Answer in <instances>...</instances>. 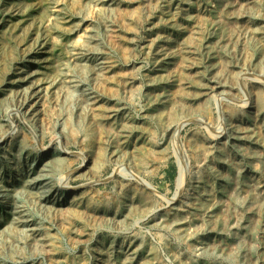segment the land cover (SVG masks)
Listing matches in <instances>:
<instances>
[{"label": "rangeland", "instance_id": "rangeland-1", "mask_svg": "<svg viewBox=\"0 0 264 264\" xmlns=\"http://www.w3.org/2000/svg\"><path fill=\"white\" fill-rule=\"evenodd\" d=\"M262 38L264 0H0V264H264Z\"/></svg>", "mask_w": 264, "mask_h": 264}, {"label": "bare ground", "instance_id": "bare-ground-1", "mask_svg": "<svg viewBox=\"0 0 264 264\" xmlns=\"http://www.w3.org/2000/svg\"><path fill=\"white\" fill-rule=\"evenodd\" d=\"M111 1H113V0H111ZM189 1H190V0H189ZM204 1H205V0H204ZM229 1H230V0H229ZM178 2H179V1H178ZM197 2H198V1H197ZM245 2H246V1H245ZM109 3H110V2H109ZM195 3H196V2H195ZM219 3H220V2H219ZM251 3H252V2H251ZM253 3H254V2H253ZM177 4H178V3H177ZM191 4H192V3H191ZM220 4H221V3H220ZM247 4H248V3H247ZM249 4H250V3H249ZM254 4H255V3H254ZM204 5H205V4H204ZM108 6H109V5H108ZM116 6H117V5H116ZM198 6H199V5H198ZM109 7H110V6H109ZM174 7H176V6H174ZM178 7H179V6H178ZM180 7H181V6H180ZM199 7H200V6H199ZM225 7H226V6H225ZM186 8H187V7H186ZM227 8H228V7H227ZM233 8H235V7H233ZM110 9H112V8H110ZM176 9H177V7H176ZM203 9H204V8H203ZM215 9H216V8H215ZM224 9H225V8H224ZM235 9H236V8H235ZM11 10H12V9H11ZM108 10H109V9H108ZM174 10H175V9H174ZM216 10H217V9H216ZM229 10H230V8H229ZM230 11H231V10H230ZM169 12H170V11H169ZM174 12H175V11H174ZM176 12H177V11H176ZM187 12H188V10H187ZM235 12H236V11H235ZM2 13H3V12H2ZM8 13H9V11H8ZM172 13H173V12H172ZM196 13H197V12H196ZM204 13H205V12H204ZM204 13H203V14H204ZM230 13H231V12H230ZM3 15H5V14H3ZM11 15H12V14H11ZM188 15H190V13H189ZM218 15H219V14H218ZM230 15H231V14H230ZM2 17H3V16H2ZM218 17H219V16H218ZM227 17H228V16H227ZM229 17H230V16H229ZM188 18H189V17H188ZM238 18H239V17H238ZM175 19H176V18H175ZM200 19H201V18H200ZM200 19H199V20H200ZM209 19H211L210 16H209ZM201 20H202V19H201ZM215 20H216V18H215ZM229 20H230V19H229ZM204 21H205V20H204ZM212 21H214V20H212ZM216 21H217V20H216ZM177 22H178V21H177ZM198 22H201V21H198ZM208 22H209V21H208ZM225 22H226V21H225ZM229 22H230V21H229ZM175 23H176V22H175ZM9 24H10V23H9ZM26 24H27V23H26ZM177 24H178V23H177ZM7 25H8V24H7ZM106 25H107V24H106ZM196 25H198V24L196 23ZM244 25H245V24H244ZM15 26H16V24H15ZM31 26H32V25H31ZM31 26H30V27H31ZM179 26H180V24H179ZM179 26H178V27H179ZM215 26H216V25H215ZM250 26H251V25H250ZM13 27H14V25H13ZM171 27H172V26H171ZM181 27H182V26H181ZM199 27H200V26H199ZM207 27H208V26H207ZM218 27H219V26H218ZM234 27H235V26H234ZM246 27L248 28V26H246ZM106 28H107V27H106ZM223 28H224V27H223ZM247 28H246V29H247ZM14 29H15V28H14ZM107 29H108V28H107ZM206 29H207V28H206ZM221 29H222V28H221ZM11 30H13V29H11ZM194 30H195V29H194ZM250 30H251V29H250ZM31 31H32V30H31ZM208 31H209V30H208ZM211 31H213V29H212ZM246 31H247V30H246ZM252 31H253V30H252ZM256 31H257V30H256ZM258 31H259V30H258ZM96 32H97V31H96ZM223 32H225V31H223ZM89 33H90V32H89ZM208 33H209V32H208ZM212 33H213V32H212ZM215 33H216V32H215ZM95 34H96V33H95ZM163 34H164V33H163ZM165 34H166V33H165ZM165 34H164V36H165ZM191 34H192V33H190V35H191ZM220 34H221V33H220ZM252 34H253V33H252ZM15 35H16V34H15ZM91 35H92V33H91ZM91 35H90V36H91ZM159 35H160V34H159ZM210 35H211V34H210ZM237 35H238V34H237ZM206 36H207V35H206ZM215 36H216V35H215ZM222 36H223V35H222ZM259 36H260V35H259ZM86 37H87V36H86ZM94 37H95V36H94ZM156 37H157V36H156ZM168 37H169V35H168ZM170 37H172V36H170ZM260 37H261V36H260ZM260 37H259V38H260ZM37 38H38V36H37ZM154 38H155V37H154ZM166 38H167V37H166ZM173 38H174V37H173ZM185 38H186V37H185ZM94 39H95V38H94ZM157 39H158V37H157ZM182 39H183V38H182ZM262 39H263V38H262ZM90 40H91V39H90ZM155 40H156V39H155ZM201 40H202V39H201ZM217 40H218V39H217ZM258 40H259V39H258ZM263 40H264V39H263ZM43 41H44V40H43ZM92 41H93V40H92ZM203 41H204V40H203ZM259 41H260V40H259ZM85 42H86V41H85ZM88 42H89V41H88ZM151 42H152V41H151ZM153 42H154V41H153ZM197 42H198V41H197ZM200 42H202V41H200ZM216 42H217V41H216ZM90 43H91V42H90ZM95 43H96V42H95ZM100 43H101V42H100ZM183 43H184V42H183ZM87 44H88V43H87ZM93 44H94V42H93ZM96 44H97V43H96ZM98 44H99V43H98ZM201 44H202V43H201ZM208 44H209V42H208ZM211 44H212V43H211ZM211 44H210V46L212 47ZM41 45H42V44H41ZM188 45H189V44H188ZM196 45H197V44H196ZM199 45H200V44H199ZM84 46L86 47L85 43H84ZM89 46H90V45H89ZM89 46H88V47H89ZM97 46H98V45H97ZM101 46H102V45H101ZM183 46H185V45H183ZM200 46H201V45H200ZM91 47H92V45H91ZM195 47H196V46H195ZM202 47H205V46L202 45ZM81 48H82V47H81ZM86 48H87V47H86ZM89 48H90V47H89ZM102 48H103V47H102ZM149 48H151V47H149ZM186 48H187V47H186ZM188 48H189V47H188ZM198 48H199V47H198ZM83 49H84V48H83ZM90 49H91V48H90ZM94 49H95V46H94ZM100 49H101V48H100ZM105 49H106V48H105ZM147 49H148V48H147ZM159 49H162V48L160 47ZM172 49H173V48H172ZM182 49H184V48H182ZM190 49H191V48H190ZM190 49H189V50H190ZM200 49H201V48H200ZM202 49H203V48H202ZM92 50H93V48H92ZM97 50H98V49H97ZM101 50H102V49H101ZM168 50H169V49H168ZM189 50H188V51H189ZM196 50H197V49H196ZM207 50H208V48H207ZM83 51H84V50H83ZM103 51H104V50H103ZM157 51H158V49H157ZM157 51H156V52H157ZM169 51H171V50H169ZM179 51H180V50H179ZM204 51H205V50H204ZM11 52H13V51H11ZM80 52H81V51H80ZM80 52H79V53H80ZM85 52H86V51H85ZM88 52H89V51H88ZM88 52H86V53H88ZM97 52H98V51H97ZM107 52H108V51H107ZM147 52H148V51H147ZM151 52H152V51H151ZM163 52H165V51H163ZM173 52H174V50H173ZM182 52H183V51H182ZM185 52H186V51H185ZM192 52H193V51H192ZM194 52H195V51H194ZM98 53H99V52H98ZM167 53H169V52H167ZM149 54H150V53H149ZM185 54H186V53H185ZM93 55H94V54H93ZM165 55H167V54L165 53ZM172 55H173V54H172ZM186 55H187V54H186ZM58 56H59V55H58ZM77 56H80V55L78 54ZM85 56H86V55H85ZM96 56H97V55H96ZM152 56H153V55H152ZM187 56H188V55H187ZM190 56H191V55H190ZM206 56H208V55H206ZM55 57H56V56H55ZM83 57H84V56H83ZM99 57H100V56H99ZM181 57H182V54H181ZM191 57H192V56H191ZM191 57H190V58H191ZM60 58H61V56H60ZM89 58H90V57H89ZM105 58H106V57H105ZM174 58H175V57H174ZM186 58H187V57H186ZM196 58H197V57H196ZM207 58H208V57H207ZM63 59H64V58H63ZM109 59H111V58H109ZM160 59H161V58H160ZM39 60H40V59H39ZM42 60H43V59H42ZM75 60H76V59H75ZM84 60H86V59H84ZM93 60H94V59H93ZM106 60H107V59H106ZM193 60H194V59H193ZM45 61H46V60H45ZM55 61H56V60H55ZM58 61H59V60H58ZM78 61H79V59H78ZM99 61H100V60H99ZM108 61H109V60H108ZM151 61H152V60H151ZM190 61H191V59H190ZM60 62H61V61H60ZM81 62H82V61H81ZM86 62H87V61H86ZM103 62H104V61H103ZM166 62H167V61H166ZM171 62H172V61H171ZM79 63H80V62H79ZM83 63H84V62H83ZM95 63H96V62H95ZM101 63H102V62H101ZM155 63H157V62H155ZM190 63H191V62H190ZM211 63H213V62H211ZM54 64H56V62H55ZM60 65H61V64H60ZM75 65H76V63H75ZM83 65H85V64H83ZM88 65H89V63H88ZM102 65H103V64H102ZM104 65H105V64H104ZM104 65H103V66H104ZM106 65H107V64H106ZM106 65H105V66H106ZM109 65H110V64H109ZM153 65H154V64H153ZM187 65H188V64H187ZM194 65H195V64H194ZM194 65H193V66H194ZM209 65H210V64H209ZM212 65H213V64H212ZM214 65H215V63H214ZM61 66H62V65H61ZM91 66H93V65H91ZM96 66H98V65H96ZM215 66H216V65H215ZM64 67H65V66H64ZM64 67H62V68H64ZM72 67H73V66H72ZM79 67H80V66H79ZM81 67H83V66H81ZM88 67H89V66H87L86 68H88ZM168 67H169V66H168ZM186 67H187V66H186ZM205 67H206V66H205ZM75 68H76V67H75ZM83 68H84V67H83ZM94 68H95V67H94ZM94 68H93V70H94ZM216 68H217V67H216ZM72 69H73V68H72ZM77 69H78V68H77ZM101 69H102V67H101ZM109 69H110V68H109ZM160 69H161V68H160ZM162 69H163V68H162ZM166 69H167V68H166ZM33 70H34V69H33ZM54 70H56V69H54ZM61 70H62V69H61ZM70 70H71V69H70ZM75 70H76V69H75ZM84 70H86V69L84 68ZM87 70H88V69H87ZM105 70H106V69H105ZM168 70H171V69H168ZM197 70H198V69H197ZM216 70H217V69H216ZM216 70H215V71H216ZM65 71H66V70H65ZM79 71L81 72V68H79ZM82 71H83V70H82ZM89 71H90V70H89ZM89 71H88V72H89ZM91 71H92V70H91ZM97 71H98V70H97ZM97 71H96V72H97ZM100 71H101V70H100ZM100 71H98V72H100ZM102 71H103V70H102ZM107 71H108V70H107ZM198 71H199V70H198ZM32 72H33V71H32ZM68 72H70V74H71L72 70L69 71V69H68ZM73 72H74V71H73ZM83 72H84V71H83ZM92 72H93V71H92ZM96 72H95V73H96ZM98 72H97V73H98ZM168 72H169V74H170V71H168ZM30 73H31V72H30ZM54 73H55V72H54ZM57 73H58V71H57ZM57 73H56L55 75H57ZM62 73H66V72H62ZM112 73H113V72H112ZM157 73H158V72H157ZM195 73H196V72H195ZM197 73H198V72H197ZM214 73H215V72H214ZM214 73H213V74H214ZM60 74H61V73H60ZM67 74H68V73H67ZM81 74H82V73H81ZM85 74H86V73H85ZM100 74H101V73H100ZM107 74H108V73H107ZM159 74H160V73H159ZM159 74H157V75H159ZM193 74H194V73H193ZM26 75H27V74H26ZM64 75H65V74H64ZM74 75H75V74H74ZM102 75H103V74H102ZM104 75H105V74H104ZM110 75H111V74H110ZM162 75H164V74L162 73ZM194 75H197V74H194ZM198 75H199V74H198ZM203 75H204V73H203ZM215 75H217V74H215ZM65 76H66V75H65ZM84 76H86V75H84ZM97 76H99V75L97 74ZM107 76H108V75H107ZM166 76H167V75H166ZM192 76H193V75H192ZM249 76H250V75H249ZM22 77H23V76H22ZM22 77H21V78H22ZM37 77H39V76H37ZM50 77H51V76H50ZM50 77H49V78H50ZM53 77H54V76H53ZM53 77H52V78H53ZM69 77H70V76H69ZM69 77H68V78H69ZM82 77H83V76H82ZM87 77H88V76H87ZM95 77H96V76H95ZM162 77H163V76H162ZM197 77H199V76H197ZM200 77H201V76H200ZM218 77H219V76H218ZM220 77H221V76H220ZM21 78H20V79H21ZM26 78H27V77H26ZM64 78H65V77H64ZM70 78H71V77H70ZM70 78H69V79H70ZM78 78H79V77H78ZM85 78H86V77H85ZM89 78H90V77H89ZM97 78H98V77H97ZM104 78H105V77H104ZM132 78H134V76H133ZM147 78H148V77H147ZM149 78H150V77H149ZM153 78H154V77H153ZM167 78H168V77H167ZM201 78H202V77H201ZM237 78H238V77H237ZM254 78H255V76H254ZM24 79H25V78H24ZM37 79H38V78H37ZM62 79H63V78H62ZM69 79H68V80H69ZM72 79H73V78H72ZM81 79H82V78H81ZM109 79H110V78H109ZM159 79H160V78H159ZM171 79H172V78H171ZM199 79H200V78H199ZM218 79H219V78H218ZM33 80H34V79H33ZM53 80H54V79H53ZM70 80H71V79H70ZM78 80H79V79H78ZM84 80H85V79H84ZM98 80H101V79L99 78ZM112 80H113V79H112ZM157 80H158V79H157ZM172 80H173V79H172ZM193 80H195V79H193ZM202 80H203V79H202ZM81 81H82V80H81ZM87 81H88V80H87ZM91 81H92V80H91ZM94 81H97V80L95 79ZM113 81L115 82V80H113ZM113 81H112V82H113ZM124 81H125V80H124ZM124 81L121 80V83L124 82ZM126 81H127V80H126ZM132 81H133V80H132ZM149 81H150V80H149ZM149 81H148V82H149ZM151 81H152V80H151ZM166 81H167V80H166ZM256 81H257V79H256ZM42 82H43V81H42ZM50 82H51V81H50ZM54 82H55V80H54ZM104 82H107V81H104ZM155 82H156V80H155ZM193 82H194V81H193ZM35 83H36V82H35ZM51 83H53V82H51ZM61 83L63 84V82H61ZM76 83H77V82H76ZM76 83H75V84H74V83H73V84L70 83L71 85H70V86L68 85V86L70 87L69 92H68V95L70 94V91L73 92L72 89L76 88L77 85L79 84V82L77 83V85H76ZM94 83H95V82H94ZM102 83H103V82L101 81V85H102ZM119 83H120V82H119ZM171 83H172V82H171ZM213 83H214V82H213ZM218 83H219V82H218ZM220 83H221V82H220ZM31 84H32V83H31ZM49 84H50V83H49ZM62 84H61V85H62ZM91 84H92V83H91ZM125 84H126V82H125ZM125 84L123 83V85H125ZM146 84H147V83H146ZM154 84H156V83H154ZM193 84H194V83H193ZM197 84H198V83H197ZM252 84H253V83H252ZM27 85H28V84H27ZM33 85H34V84H33ZM58 85H59V84H58ZM93 85H94V84H93ZM96 85H97V84H96ZM108 85H109V84H108ZM148 85H149V83H148ZM201 85H202V83H201ZM203 85H204V84H203ZM209 85H210V84H209ZM214 85H215V84H214ZM214 85H213V86H214ZM24 86H25V85H24ZM49 86H50V85H49ZM59 86H60V85H59ZM62 86H64V85H62ZM68 86H67V87H68ZM120 86H121V85H120ZM133 86H134V85H133ZM185 86H186V85H185ZM185 86H184V87H185ZM205 86H206V85H205ZM222 86H223V85H222ZM251 86H252V85H251ZM25 87H26V86H25ZM40 87H41V86H40ZM102 87H103V86H102ZM113 87H114V86H113ZM117 87H118V86H117ZM123 87H125V86H123ZM163 87H164V86H163ZM203 87H204V86H203ZM216 87H217V84H216ZM26 88H27V87H26ZM58 88H59V87H58ZM92 88H94V86H93ZM96 88H97V87H96ZM110 88H111V87H110ZM156 88H157V87H156ZM165 88H166V87H165ZM260 88H263V87H260ZM260 88H259V87H256V88H255V92H254V94H253V109H254V113H253V114H254L255 116H256V115L260 116V115L262 114V112L264 111V98H263V93H262L263 90H261ZM18 89L20 90V88H18ZM29 89H30V88H29ZM36 89H37V88H36ZM46 89H47V88H46ZM103 89H105V87H104ZM107 89H108V87H107ZM162 89H163V88H162ZM222 89H223V88H222ZM26 90H28V89H26ZM53 90H54V89H53ZM53 90H52V91H53ZM59 90H61V89H59ZM75 90H76V89H75ZM75 90H74V91H75ZM192 90H193V89H192ZM55 91H56V92L58 91L57 88H56ZM55 91H54V92H55ZM86 91H87V90H86ZM129 91H130V90H129ZM198 91H199V90H198ZM45 92H46V91H45ZM56 92H55V93H56ZM65 92H66V91H65ZM75 92H76V91H75ZM79 92H80V91H79ZM107 92H108V91H107ZM131 92H132V91H131ZM154 92H155V91H154ZM159 92H160V91H159ZM166 92H167V91H166ZM220 92H221V91H220ZM24 93H25V90H24ZM29 93H30V92H29ZM33 93H34V91H33ZM48 93H50V92H48ZM55 93H54V94H55ZM77 93H78V91L76 92V94H77ZM100 93H101V92H100ZM151 93H152V92H151ZM167 93H168V92H167ZM194 93H195V92H194ZM199 93H200V92H199ZM21 94H22V93H21ZM41 94H42V93H41ZM59 94H60V92H59ZM66 94H67V93H66ZM78 94H79V93H78ZM83 94H84V93H83ZM103 94H104V93H103ZM31 95H32V94H31ZM33 95H34V94H33ZM46 95H48V94H46ZM63 95H64V94H63ZM80 95H81V94H80ZM91 95H92V94H91ZM152 95H153V94H152ZM154 95H155V94H154ZM159 95H160V94H159ZM195 95H196V93L194 94V96H195ZM198 95H201V94H198ZM224 95H225V94H224ZM15 96H16V94H15ZM23 96H24V95H23ZM23 96H22V97H23ZM25 96H26V95H25ZM29 96H30V95H29ZM54 96H55V95H54ZM61 96H62V95H61ZM66 96H67V95H66ZM77 96H78V95H77ZM95 96H96V95H95ZM103 96H104V95H103ZM110 96H111V95H110ZM214 96H215V95H214ZM20 97H21V96H20ZM22 97H21V98H22ZM64 97H65V96H64ZM82 97H83V96H82ZM89 97H91V96H89ZM98 97H99V96H98ZM157 97H158V96H157ZM219 97H220V96H219ZM228 97H229V96H228ZM53 98H55V97H53ZM68 98H69V97H68ZM84 98H85V97H84ZM181 98H182V97H181ZM194 98H195V97H194ZM203 98H204V97H203ZM18 99H20V98L18 97ZM25 99H26V98H25ZM50 99H51V98H50ZM57 99H58V98H57ZM57 99H56L55 101H57ZM63 99L65 100V98H63ZM71 99H72V98H71ZM81 99H83V98H81ZM88 99H89V98H88ZM94 99H95V98H94ZM109 99H110V98H109ZM112 99H114V98H112ZM158 99H159V98H158ZM163 99H164V98H163ZM227 99H228V98H227ZM238 99H239V98H238ZM58 100H59V99H58ZM83 100H84V99H83ZM96 100H97V99H96ZM116 100H117V99H116ZM150 100L152 101V99H150ZM164 100H165V99H164ZM164 100H163V101H164ZM177 100H178V98H177ZM185 100H186V99H185ZM206 100H207V98H206ZM17 101H18V100H17ZM59 101H60V100H59ZM105 101H107V100L105 99ZM105 101H104V102H105ZM157 101H158V100H157ZM161 101H162V100H161ZM39 102H40V101H39ZM50 102H51V101H50ZM57 102H58V101H57ZM69 102H70V101H69ZM80 102H81V101H80ZM82 102H83V101H82ZM86 102H87V101H86ZM90 102H91V101H90ZM113 102H114V101H113ZM118 102H119V101H118ZM178 102H179V101H178ZM24 103H25V100H24V102L22 101V104H24ZM74 103H75V102H74ZM83 103H84V102H83ZM88 103H89V102H88ZM101 103H103V102H101ZM22 104H21V105H22ZM52 104H53V103H52ZM54 104H56V103H54ZM104 104H105V103H104ZM116 104H117V103H116ZM171 104H172V103H171ZM30 105H33V104H30ZM62 105H63V104H62ZM67 105H70V104H67ZM73 105H74V104H73ZM83 105H84V104H83ZM87 105H88V104H86V106H87ZM92 105H93V104H92ZM92 105H91V106H92ZM101 105H102V104H101ZM174 105H175V104H174ZM174 105H173V106H174ZM176 105H177V104H176ZM58 106H59V105H58ZM81 106H82V105H81ZM88 106H89V105H88ZM121 106H122V105H121ZM171 106H172V105H171ZM173 106H172V107H173ZM177 106H179V104H178ZM243 106H244V105H243ZM24 107H25V106H24ZM72 107H73V106H72ZM89 107H90V106H89ZM89 107H88V108H89ZM102 107H103V106H102ZM110 107H111V106H110ZM83 108H84V106H83ZM90 108H91V107H90ZM94 108H96V107L94 106L91 110H94ZM98 108H99V107H98ZM106 108H107V107H106ZM108 108H109V107H108ZM114 108H115V107H114ZM163 108H164V107H163ZM174 108H178V107H174ZM27 109H28V108H27ZM60 109H61V108H60ZM72 109H73V108H72ZM86 109H87V108H86ZM101 109H102V108H101ZM160 109H162V108H160ZM160 109H159V110H160ZM172 109H173V108H172ZM25 110H26V109H25ZM99 110H100V108H99ZM118 110H119V109H118ZM179 110H180V108H179ZM181 110H182V108H181ZM224 110H225V109H224ZM226 110H227V109H226ZM233 110H234V109H233ZM242 110H243V109H242ZM69 111H71V110L69 109ZM102 111H103V110H102ZM165 111H166V110H165ZM169 111H171V110H169ZM230 111H231V110H230ZM240 111H241V110H240ZM243 111H244V110H243ZM245 111H246V110H245ZM71 112H72V111H71ZM157 112H158V111H157ZM159 112H160V111H159ZM190 112H191V111H190ZM228 112H229V111H228ZM33 113H34V112H33ZM82 113H83V112H82ZM99 113H101V111H100ZM161 113H162V112H161ZM168 113H169V112H168ZM168 113H167V114H168ZM170 113H172V112H170ZM175 113H176V112H175ZM175 113H174V114H175ZM191 113H192V112H191ZM242 113H243V112H242ZM35 114H36V113H35ZM71 114H72V113H71ZM85 114H86V113H85ZM125 114H126V113H125ZM158 114H159V113H158ZM33 115H34V114H33ZM79 115H80V114H79ZM92 115H93V114H92ZM94 115H95V114H94ZM99 115H100V114H99ZM99 115H98V116H99ZM106 115H108V114H106ZM147 115H148V114H147ZM183 115H184V114H183ZM28 116H29V115H28ZM60 116H61V115H60ZM67 116H68V115H67ZM67 116H66V117H67ZM73 116H74V115H73ZM80 116H81V115H80ZM103 116H104V115H103ZM119 116H120V115H119ZM123 116H124V115H123ZM148 116H149V115H148ZM158 116H159V115H158ZM161 116H162V115H161ZM161 116H160V118H161ZM171 116H172V115H171ZM245 116H246V115H245ZM82 117H83V116H82ZM82 117H81V118H82ZM88 117H90V115H89ZM92 117H93V116H92ZM96 117H97V113H96ZM104 117H105V116H104ZM126 117H127V116H126ZM129 117H130V116H129ZM154 117H155V116H154ZM169 117H170V115H169ZM253 117H254V116H253ZM32 118H33V117H32ZM93 118H94V117H93ZM98 118H99V117H98ZM115 118H116V117H115ZM149 118H150V117H149ZM185 118H186V117H185ZM228 118H229V117H228ZM66 119H67V118H66ZM76 119H77V118H76ZM78 119L80 120V118H78ZM78 119H77V120H78ZM82 119H83V118H82ZM86 119H87V117H86ZM125 119H127V118H125ZM168 119H169V118H168ZM186 119H187V118H186ZM186 119H184V120H186ZM33 120H34V119H33ZM70 120H71V119H70ZM73 120H74V119H73ZM77 120H76V121H77ZM92 120H95V118L92 119ZM92 120H91V121H92ZM96 120H97V119H96ZM98 120H99V119H98ZM172 120H173V119H172ZM255 120H256V119H255ZM66 121H67V120H66ZM86 121H87V120H86ZM89 121H90V120H89ZM89 121H88V122H89ZM101 121H102V120H101ZM104 121H106V120H104ZM104 121H102V122H104ZM157 121H158V120H157ZM180 121H181V120H180ZM63 122H64V121H63ZM68 122H69V121H68ZM68 122H67V123H68ZM71 122H72V121H71ZM83 122H84V121H83ZM94 122H95V121H94ZM99 122H100V120H99ZM99 122H98V123H99ZM112 122H114V121H112ZM112 122H111V123H112ZM125 122H126V121H125ZM127 122H129V121H127ZM127 122H126V123H127ZM169 122H170V121H169ZM178 122H179V119H178ZM231 122H232V121H231ZM67 123H65V124H67ZM120 123H121V122H120ZM229 123H230V122H229ZM251 123H252V122H251ZM68 124H69V123H68ZM78 124H79V123H78ZM96 124H97V123H96ZM102 124H103V123H102ZM121 124H124V123H121ZM128 124H129V123H128ZM132 124H133V123H132ZM159 124H160V123H159ZM236 124H237V122H236ZM70 125H71V124H70ZM93 125H94V124H93ZM171 125H172V124H171ZM178 125H179V124H178ZM248 125H249V124H248ZM65 126H66V125H65ZM68 126H69V125H68ZM73 126H74V124H73ZM77 126H79V125H77ZM96 126H97V125H96ZM103 126H104V125H103ZM111 126H112V125H111ZM115 126H116V125H115ZM115 126H114V127H115ZM123 126H125V125H123ZM129 126H130V125H129ZM134 126H135V125H134ZM134 126H133V127H134ZM167 126H168V125H167ZM167 126H166V127H167ZM230 126H231V124H230ZM69 127H70V126H69ZM82 127H83V126H82ZM82 127H81V128H82ZM92 127H93V126H92ZM169 127H170V126H169ZM228 127H229V126H228ZM236 127H238V126H236ZM242 127H243V126H242ZM261 127H262V126H261ZM73 128H74V127H73ZM116 128H117V127H116ZM121 128H122V127H121ZM121 128H120V129H121ZM134 128H135V127H134ZM249 128H250V127H249ZM76 129H77V128H76ZM83 129H84V128H83ZM124 129H125V128H124ZM137 129H138V127H137ZM243 129H244V128H243ZM263 129H264V126H263ZM129 130H130V129H128L127 131H129ZM236 130H237V129H236ZM238 131H239V130H238ZM252 131H253V130H252ZM89 132H90V131H89ZM91 132H92V131H91ZM121 132H122V131H121ZM216 132H217V131H216ZM222 132H224V131H222ZM240 132H241V131H240ZM219 133H220V132H219ZM252 134H253V132H252ZM128 135H129V134H127V136H128ZM140 135H141V134H140ZM140 135H138V136H140ZM221 135H222V134H221ZM230 135H231V134H230ZM242 135H243V134H242ZM242 135H241V137H242ZM125 136H126V135H125ZM145 136H146V135H145ZM236 136H237V135H236ZM236 136H235V137H236ZM243 136H245V135H243ZM251 136H252V135H251ZM119 137H120V136H119ZM226 137H227V136H226ZM233 137H234V135H233ZM241 137H240V138H241ZM247 137H248V136H247ZM248 138H249V137H248ZM255 138H256V137H255ZM121 139H122V138H121ZM126 139H127V138H126ZM215 139H216V138H215ZM249 139H250V138H249ZM251 139H252V138H251ZM194 140H196V139H194ZM254 140H256V139H254ZM257 140H258V138H257ZM118 141H119V140H118ZM124 142H125V141H124ZM151 142H152V141H151ZM213 142H214V141H213ZM224 142H225V141H224ZM117 143H118V142H117ZM117 143H116V144H117ZM120 143H122V142H120ZM132 143H133V142H132ZM204 143H205V142H204ZM208 143H209V142H208ZM228 143H229V142H228ZM25 144H27V143L25 142ZM197 144H198V143H197ZM225 144H226V142H225ZM258 144H260V143L258 142ZM261 144H262V143H261ZM118 145H120V144H118ZM205 145H207V144H204L203 146H205ZM208 145H209V144H208ZM217 145H218V144H217ZM219 145H220V144H219ZM237 145H238V144H237ZM137 146H138V145H137ZM201 146H202V144H201ZM213 146H214V145H213ZM241 146H242V145H241ZM249 146H250V145H249ZM22 147H23V146H22ZM28 147H30V146H28ZM148 147H149V146H148ZM211 147H212V146H211ZM220 147H221V146H220ZM243 147H244V146H243ZM121 148H122V147H121ZM132 148H133V147H132ZM202 148H203V147H202ZM206 148H207V147H206ZM214 148H215V146H214ZM238 148H239V147H238ZM125 149H127V148H125ZM216 149H217V148H216ZM221 149H222V148H221ZM241 149H242V147H241ZM255 149H256V147H255ZM204 150H205V149H204ZM204 150H203V151H204ZM208 150H212V149L210 148V149H208ZM111 151H112V150H111ZM113 151H114V149H113ZM126 151H127V150H126ZM191 151H193V150H191ZM203 151H202V153H204ZM214 151H215V150H214ZM250 151H251V150H250ZM250 151H249V152H250ZM257 151H258V150H257ZM257 151H256V152H257ZM122 152H123V151H122ZM205 152H206V151H205ZM228 152H229V151H228ZM249 152H248V153H249ZM263 152H264V150H263ZM193 153H194V152H193ZM195 153H196V152H195ZM232 153H233V152H232ZM239 153H240V152H239ZM252 153H254V152L252 151ZM260 153H261V152H260ZM19 154H20V153H19ZM120 154H121V153H120ZM126 154H127V153H126ZM209 154H210V151H209ZM234 154H235V153H234ZM257 154H258V153H257ZM3 155H4V154H3ZM192 155H194V154H192ZM199 155H200V154H199ZM252 155H253V154H252ZM128 156H129V155H128ZM139 156H140V155H139ZM197 156H198V155H197ZM202 156H203V155H202ZM246 156H247V155H246ZM261 156H262V155H261ZM3 157H4V156H3ZM114 157H115V156H114ZM199 157H200V156H199ZM213 157H215V156L213 155ZM234 157H235V156H234ZM238 157H239V156H238ZM251 157H252V156H251ZM55 158H56V157H55ZM125 158H126V157H125ZM125 158H124V159H125ZM138 158H139V157H138ZM143 158H144V157H143ZM203 158H204V157H203ZM239 158H240V157H239ZM245 158H246V157H245ZM17 159H19V158H17ZM50 159H51V157H50ZM58 159H59V158H58ZM62 159H63V158H62ZM62 159H61V160H62ZM128 159H129V158H128ZM205 159H206V157H205ZM219 159H220V158H219ZM223 159H225V157H224ZM228 159H230V158L228 157ZM228 159H227V160H228ZM235 159H236V158H235ZM131 160H132V159H131ZM142 160H144V159H142ZM225 160H226V159H225ZM232 160H233V159H232ZM56 161H57V160H56ZM248 161H249V160H248ZM250 161H251V160H250ZM260 161H261V160H260ZM57 162H59V161H57ZM122 162H123V161H122ZM137 162H138V161H137ZM230 162H231V161H230ZM235 162H237V161L235 160ZM238 162H239V161H238ZM238 162H237V163H238ZM50 163H51V162H50ZM54 163H55V162H54ZM126 163H128V162H126ZM129 163H130V162H129ZM242 163H243V162H242ZM244 163H245V160H244ZM42 164H44V163H42ZM55 164H56V163H55ZM57 164H58V163H57ZM57 164H56V165H57ZM60 164H62V163H60ZM50 165H51V164H50ZM233 165H234V164H233ZM253 165H254V164H253ZM19 166H20V165H19ZM40 166H42V165H40ZM45 166H48V165H45ZM52 166H53V165H52ZM54 166H55V165H54ZM54 166H53V167H54ZM57 166H58V165H57ZM256 166H258V165L256 164ZM236 167H237V166H236ZM236 167H235V168H236ZM238 167H239V166H238ZM226 168H227V167H226ZM244 168H245V167H244ZM244 168H242V170H243ZM256 168H257V167H256ZM263 168H264V167H263ZM42 169H43V168H42ZM48 170H49V169H48ZM238 170H239V169H237V171H238ZM40 171H41V169H40ZM52 171H53V169H52ZM263 171H264V170H263ZM256 172H257V171H256ZM260 172H261V171H260ZM37 173H38V172H37ZM49 173H50V172H49ZM49 173H48V174H49ZM40 174H41V173H40ZM40 174H39V175H40ZM237 174H238V173H237ZM261 174H262V173H261ZM27 175H28V173H27ZM46 175H47V174H46ZM242 175H243V174H242ZM41 176H43V174H42ZM50 176H51V175H50ZM52 176H54V175L52 174ZM237 176H238V175H237ZM237 176H236V177H237ZM253 176H254V175H253ZM35 177H36V176H35ZM36 178L39 179L38 177H36ZM42 178H43V177H42ZM54 178H55V177H54ZM28 179H30V178H28ZM31 179H32V178H31ZM63 179H64V178H63ZM32 180H33V179H32ZM32 180H31V181H32ZM34 180H35V179H34ZM34 180H33V181H34ZM244 180H245V179H244ZM251 180H252V178H251ZM48 181H49V180H48ZM53 181H54V180H53ZM63 181H64V180H63ZM228 181H229V180H228ZM27 182H28V181H27ZM44 182H46V181H44ZM243 182H244V181H243ZM249 182H250V181H249ZM28 183H30V182H28ZM245 183H246V182H245ZM252 183H253V182H252ZM252 183H250V184H252ZM25 184H26V183H25ZM59 184H61V183H59ZM194 184H195V183H194ZM197 184H198V183H197ZM234 184H235V182H234ZM247 184H248V183H247ZM198 185H199V184H198ZM236 185H237V184H236ZM3 186H4V185H3ZM39 186H40V185H39ZM53 186H54V185H53ZM64 186H65V185H63V187H64ZM256 186H257V183H256ZM237 187H238V186H237ZM239 187H240V186H239ZM241 187H242V186H241ZM5 188H6V187H5ZM41 188H42V187H41ZM48 188H49V187H48ZM52 188H53V187H52ZM244 188H245V187H244ZM249 188H251V187H249ZM17 189H18V188H17ZM44 189H46V188H44ZM239 189H240V188H239ZM239 189H238V192H239ZM19 190H20V188H19ZM25 190H27V189H25ZM25 190H22V192L25 191ZM28 190H29V189H28ZM39 190H40V189H39ZM41 190H43V189H41ZM41 190H40V191H41ZM47 190H48V189H47ZM47 190H46V191H47ZM233 190H235V189H233ZM248 190H249V189H248ZM254 190H255V189H254ZM263 190H264V189H263ZM44 191H45V190H44ZM50 191H51V189H50ZM198 191H199V190H198ZM200 191H201V190H200ZM15 192H16V191H15ZM15 192H14V193H15ZM18 192H19V191H18ZM33 192H35V191H33ZM240 192H241V191H240ZM263 192H264V191H263ZM11 193H12V192H11ZM14 193H13V194H14ZM16 193H17V192H16ZM19 193H20V192H19ZM243 193H244V192H243ZM248 193H249V191H248ZM254 193H255V192H254ZM21 194H22V193H21ZM30 194H31V193H30ZM43 194H44V193H43ZM45 194H46V193H45ZM47 194H48V192H47ZM246 194H247V193H245L244 197L246 196ZM1 195H2V194H1ZM18 195H19V194H18ZM18 195H17V196H18ZM24 195H25V194H24ZM28 195H29V194H28ZM39 195H40V194H39ZM236 195H237V194H236ZM250 195H251V194H250ZM255 195H256V194H255ZM37 196H38V195H37ZM234 196H235V195H234ZM239 196H240V195H239ZM261 196H262V195H261ZM261 196H259V197H261ZM18 197H19V196H18ZM22 197H23V196H22ZM26 197H27V196H26ZM30 197H31V196H30ZM35 197H36V196H35ZM237 197H238V196H237ZM252 197H253V196H252ZM28 198H29V197H28ZM41 198H42V197H41ZM206 198H207V197H206ZM257 198H258V197H257ZM31 199H32V198H31ZM36 199H37V198H36ZM73 199H76V198L73 197ZM226 199H227V198H226ZM242 199H243V198H242ZM242 199H241V200H242ZM244 199H245V198H244ZM253 199H254V198H253ZM253 199H252V200H253ZM263 199H264V198H263ZM4 200H5V199H4ZM70 200H71V199H70ZM222 200H223V199H222ZM238 200H239V199H238ZM238 200H237V201H238ZM249 200H250V199H249ZM255 200H256V199H254L253 201L255 202ZM261 200H262V199H261ZM22 201H23V200H22ZM25 201H26V200H25ZM39 201H40V200H39ZM131 201H132V200H131ZM191 201H193V200H191ZM203 201H204V200H203ZM217 201H218V200H217ZM219 201H220V200H219ZM235 201H236V200H235ZM253 201H251V202H253ZM257 201H258V200H257ZM257 201H256V202H257ZM1 202H2V201H1ZM29 202H30V200H29ZM36 202H37V201H36ZM144 202H145V201H144ZM188 202H190V201H188ZM194 202H195V201H194ZM204 202H205V201H204ZM242 202H243V201H242ZM41 203H42V202H41ZM77 203H78V202H77ZM185 203H186V202H185ZM185 203H184V204H185ZM211 203H212V202H211ZM20 204H21V203H20ZM24 204H25V203H24ZM37 204H38V203H37ZM189 204H190V203H189ZM193 204H194V203H193ZM242 204H244V203H242ZM35 205H36V204H35ZM44 205H45V204H44ZM44 205H43V206H44ZM46 205H47V204H46ZM48 205H49V204H48ZM137 205H138V204H137ZM139 205H140V203H139ZM204 205H205V204H204ZM234 205H235V204H234ZM238 205H239V204H238ZM252 205H253V204H252ZM252 205L250 204V206H252ZM254 205H255V204H254ZM38 206H39V205H38ZM130 206H131V205H130ZM187 206H188V205H187ZM193 206H195V205H193ZM200 206L202 207L203 205H200ZM209 206H210V205H209ZM211 206H212V205H211ZM242 206H243V205H242ZM242 206H241V207H242ZM39 207H40V206H39ZM149 207H151V205H150ZM149 207H148V208H149ZM174 207H176V206H174ZM179 207H180V206H179ZM195 207H196V206H195ZM252 207H253V206H252ZM24 208H25V207H24ZM41 208H42V207H41ZM55 208H56V210L58 209L57 207H55ZM139 208L141 209V206H140ZM144 208H145V207H144ZM176 208H177V207H176ZM183 208H184V207H183ZM185 208H186V207H185ZM204 208H205V207H204ZM208 208H210V207H208ZM221 208H222V207H221ZM246 208H247V207H246ZM13 209H14V208H13ZM26 209H27V208H26ZM47 209H48V208H47ZM50 209H52V207H51ZM135 209H136V208H135ZM146 209H147V208H146ZM178 209H179V208H178ZM187 209H188V208H187ZM206 209H207V208H206ZM249 209H250V207H249ZM263 209H264V208H263ZM14 210H15V209H14ZM45 210H46V208H45ZM45 210H44V211H45ZM151 210H152V209H151ZM183 210H184V209H183ZM189 210H190V209H189ZM17 211H18V215H19V216H18V218L16 217V218H17V219H16L17 221H15L16 226H18V227H19V225L26 226V225H27V222H28V219L25 218V215L23 214L24 211H23L20 207H18V206H17ZM27 211H28V210H27ZM136 211H137V210H136ZM148 211H149V210H148ZM167 211H168V210H167ZM169 211H170V210H169ZM243 211H244V209H243ZM140 212H141V211H140ZM146 212H147V211H146ZM171 212H172V211H171ZM185 212H186V211H185ZM194 212H195V211H194ZM144 213H145V211H144ZM195 213H196V212H195ZM16 216H17V215H16ZM163 216H164V215H163ZM186 216H187V215H186ZM186 216L184 215V217H186ZM247 216H248V214H247ZM14 217H15V216H14ZM176 217H177V216H176ZM189 217H190V216H189ZM161 218H162V217H161ZM161 218H160V219H161ZM194 218H195V217H194ZM242 218H244V217H242ZM160 219H159V220H160ZM174 219H175V218H174ZM174 219H173V220H174ZM177 219H178V218H177ZM189 219H190V218H189ZM179 220H180V219H179ZM209 220H210V219H209ZM209 220H208V221H209ZM171 221H172V220H171ZM9 222L11 223V222H13V221H9ZM167 222H168V221H167ZM167 222H166V223H167ZM168 223H169V222H168ZM173 223H174V222H173ZM17 224H18V225H17ZM29 224H30V223H29ZM40 225H42V224H40ZM40 225H39V226H40ZM157 225H158V224H157ZM235 225H236V224H235ZM5 226H6V225H5ZM5 226H4V227H5ZM42 226H43V225H42ZM44 226H46V225H44ZM166 226H167V225H166ZM168 226H169V225H168ZM237 226H238V225H237ZM4 227H3V229H4ZM37 227H38V226H37ZM40 227H41V226H40ZM235 227H236V226H235ZM7 228H9V226H7ZM7 228H6V230H7ZM15 228H16V227H15ZM20 228H22V227H20ZM1 229H2V228H1ZM3 229H2V230H3ZM10 229H12V228H10ZM188 229H189V228H188ZM2 230H1V231H2ZM12 230H13V229H12ZM45 230H46V229H45ZM176 230H177V229H176ZM3 231H4V230H3ZM7 231H8V230H7ZM13 231H14V230H13ZM13 231H11L10 233H12ZM23 231H24V230H23ZM25 231H27L30 235H34L33 237H36L37 234H38V232H39V230H38L37 228H31V229H27V230H25ZM43 231H44V230H43ZM188 231H189V230H188ZM4 232H5V231H4ZM8 232H9V231H8ZM15 232H16V234H17V231H15ZM27 232H25V233H27ZM2 233H3V232H2ZM2 233H1V234H2ZM18 233H19V232H18ZM175 233H176V232H175ZM190 233H191V232H190ZM4 234H5V233H4ZM6 234H7V233H6ZM13 234H14V233H13ZM46 234H47V233H46ZM21 235H22V234H21ZM43 235H44V234H43ZM192 235H193V234H192ZM18 236H19V235H18ZM39 236H40V235H39ZM184 236H185V235H184ZM27 237H28V236H27ZM27 237H26V238H27ZM192 237H193V236H192ZM6 238H8V237L5 236V238H3V239L5 240ZM38 238H39V237H38ZM40 238H42V237H40ZM40 238H39V239H40ZM21 239H22V238H21ZM54 239H55V238H54ZM8 240H9V239H8ZM18 240H20V239H18ZM23 240H24V239H23ZM13 241H15V240L13 239ZM34 241H35V239H34ZM36 241H37V240H36ZM36 241H35V242H36ZM48 241H49V240H48ZM10 242H11V241H10ZM32 242H33V241H32ZM49 242L51 243V241H49ZM49 242H48V243H49ZM4 243H5V242H4ZM33 243H34V242H33ZM37 243H38V241L36 242V244H37ZM42 243H43V241H42ZM45 243L47 244V241H46ZM11 244H12V243H11ZM14 244H16V243H14ZM17 244H18V243H17ZM25 244H26V243H25ZM7 245H8V244H7ZM34 245H35V244H34ZM54 245H55V244H54ZM11 246H12V245H11ZM16 246H17V245H16ZM24 246H25V245H24ZM44 246H45V245H44ZM20 247H21V246H20ZM33 247H34V246H33ZM112 247H113V246H112ZM35 248H36V247H35ZM43 248H44V247H43ZM169 248H170V247H169ZM15 249H16V248H15ZM34 251H36V250L34 249ZM131 251H132V250H131ZM107 252H109V251H107ZM132 252H133V251H132ZM130 253H131V252H130ZM3 256H4V255H3ZM131 256H132V255H131ZM10 262H11V261H10ZM150 262H151V261H150ZM189 263H191V262H189Z\"/></svg>", "mask_w": 264, "mask_h": 264}]
</instances>
